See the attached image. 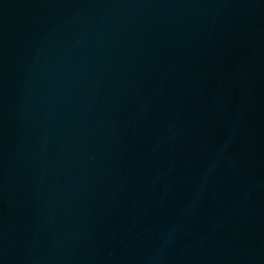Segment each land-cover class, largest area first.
<instances>
[{
    "label": "water",
    "instance_id": "obj_1",
    "mask_svg": "<svg viewBox=\"0 0 264 264\" xmlns=\"http://www.w3.org/2000/svg\"><path fill=\"white\" fill-rule=\"evenodd\" d=\"M0 264H264V0H0Z\"/></svg>",
    "mask_w": 264,
    "mask_h": 264
}]
</instances>
